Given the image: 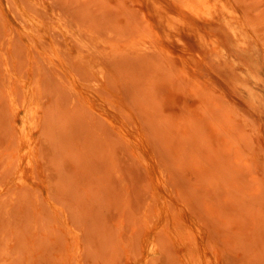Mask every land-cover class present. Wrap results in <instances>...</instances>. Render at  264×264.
<instances>
[{"label":"rangeland","instance_id":"374dc122","mask_svg":"<svg viewBox=\"0 0 264 264\" xmlns=\"http://www.w3.org/2000/svg\"><path fill=\"white\" fill-rule=\"evenodd\" d=\"M0 264H264V0H0Z\"/></svg>","mask_w":264,"mask_h":264},{"label":"bare ground","instance_id":"6f19581e","mask_svg":"<svg viewBox=\"0 0 264 264\" xmlns=\"http://www.w3.org/2000/svg\"><path fill=\"white\" fill-rule=\"evenodd\" d=\"M202 259H203L202 256L198 257L199 262L202 261Z\"/></svg>","mask_w":264,"mask_h":264}]
</instances>
